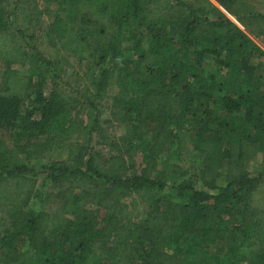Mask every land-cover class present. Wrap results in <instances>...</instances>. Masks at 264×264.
<instances>
[{
    "label": "trees",
    "instance_id": "obj_1",
    "mask_svg": "<svg viewBox=\"0 0 264 264\" xmlns=\"http://www.w3.org/2000/svg\"><path fill=\"white\" fill-rule=\"evenodd\" d=\"M24 1L0 0V130L43 136L64 151L43 164L0 151V263L253 264L242 249L250 243L263 245L250 253L264 261V218L249 203L261 179L249 161L264 151V12L256 0H42L51 19L32 31L42 12ZM50 47L85 62L84 139L69 137L66 99L55 87L43 91L62 70ZM108 97L123 133L105 158L97 109ZM183 135L202 160L176 181L180 166L166 171L157 160L178 153ZM135 148L145 163L127 172L123 156ZM40 175L71 188L63 197L81 213L55 222L35 211ZM138 191L147 207L134 218Z\"/></svg>",
    "mask_w": 264,
    "mask_h": 264
},
{
    "label": "rangeland",
    "instance_id": "obj_2",
    "mask_svg": "<svg viewBox=\"0 0 264 264\" xmlns=\"http://www.w3.org/2000/svg\"><path fill=\"white\" fill-rule=\"evenodd\" d=\"M27 1V0H26ZM24 1V2H26ZM33 0H29L27 5ZM36 3V10L42 13L37 12L36 21L34 25L29 29L32 31L40 27L42 24L49 22L51 19L50 15L46 13L44 9V4L42 0H34ZM216 4L214 0H211ZM22 2V1H20ZM257 10L264 12V0H256ZM223 12L226 11L220 7ZM229 16L228 13H226ZM230 17V16H229ZM231 18V17H230ZM23 24V22H21ZM258 46H262L256 42ZM263 47V46H262ZM264 48V47H263ZM52 54H57L58 58L61 60L62 70L58 72L57 76H52L51 82L47 83L44 86V92L47 95L52 88H56L61 96L66 99L64 102L65 107V117L64 125L66 127L73 124L70 131V138L75 140L84 139L85 133L83 130L86 125L90 123V109L88 107L87 101L83 96L85 92L84 79L82 74L85 70V62L80 63L78 58L68 52L59 51L56 47H50L48 49ZM25 72L31 71L33 66L30 62H26L24 67ZM28 69V70H26ZM5 75V67L0 62V88L3 86V77ZM109 97L104 101L100 102L98 106V121L99 129L96 146L100 149V152L105 158L114 154L111 150V146L114 144H121L122 141L120 137L123 133V124L122 120L117 114H113L111 109H109ZM13 132V134L3 133L0 130V151H3L5 156L11 161H25L32 164H43L52 160L55 157H60L63 155L64 148L56 145L54 142H49L48 144L45 141L43 136L33 137L30 136H21ZM102 136L104 138H102ZM23 146V147H22ZM127 159V172L135 171L140 172L144 166V160L141 151L138 148H135L131 154L130 160H128V152L124 153L123 160ZM202 158L197 154L195 150L191 147V142L186 136H181V142L179 145L178 153L173 151L168 152L165 156L157 160V166L166 171H170L172 165L175 164L180 166L181 169L177 173L171 175L173 180L180 181L187 178L189 175H194L198 172V166ZM249 170L252 174H261L260 181L254 186L255 188L251 191L249 197V203L254 206L258 214L264 218V151L256 153L249 161ZM187 173V174H186ZM67 185H52L44 177H36V194L32 198V207L35 211H45L54 217V221H64L69 217L78 216L81 213L82 206H74L71 202L63 197L64 189L66 194H70L71 188L66 189ZM134 195L137 197L136 209L134 211V218H140L144 215L147 202H146V192L138 191ZM176 201H180L178 198ZM3 208H0V220L3 216ZM73 212V213H72ZM264 220V219H263ZM263 246L260 243H250L248 249H245V246H242L243 251H248L247 257H251L254 260L253 264H264V261L257 259V254H251L250 252L260 251L259 247ZM1 264V263H0ZM242 264H248L246 259L242 261ZM252 264V263H249Z\"/></svg>",
    "mask_w": 264,
    "mask_h": 264
}]
</instances>
